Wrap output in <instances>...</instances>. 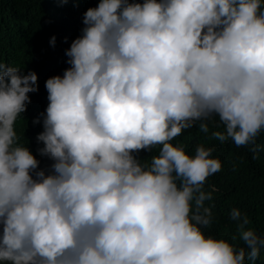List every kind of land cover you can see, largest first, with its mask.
Wrapping results in <instances>:
<instances>
[{
	"label": "clouds",
	"instance_id": "obj_1",
	"mask_svg": "<svg viewBox=\"0 0 264 264\" xmlns=\"http://www.w3.org/2000/svg\"><path fill=\"white\" fill-rule=\"evenodd\" d=\"M82 23L65 51L70 67L45 81L36 140L53 161L47 174L15 130L37 74L0 58V262H255L264 236L239 209L229 218L244 247L205 235L214 216L204 186L222 170L215 148L189 155L171 142L223 126L212 138L256 158L264 0H99Z\"/></svg>",
	"mask_w": 264,
	"mask_h": 264
},
{
	"label": "trees",
	"instance_id": "obj_2",
	"mask_svg": "<svg viewBox=\"0 0 264 264\" xmlns=\"http://www.w3.org/2000/svg\"><path fill=\"white\" fill-rule=\"evenodd\" d=\"M98 3L99 0H68L66 3L60 0H0V58L11 66L20 67L24 75L35 72L38 78V91L28 94L31 103L21 114L15 130L21 143L26 144L40 162L39 169L46 174L53 161L39 155L43 144L36 140L43 131V114L48 105L45 81L57 75L62 77L64 70L70 67L65 51L82 34L84 12ZM53 36L56 38L54 46L50 45ZM34 120L38 122L34 124ZM209 127L207 134L200 132L198 125L185 130L171 143L185 145L189 155H194L198 144L215 148L212 158L221 161L222 170L210 176L204 186L206 192H212L213 199L206 201L205 206H212L214 216L213 223L204 230L205 235L244 247L236 222L229 217L233 208L239 209L249 217L246 227L264 236V132L257 138L260 150L254 159L250 147H238L230 139L221 143L212 138L211 133L223 131V126L215 128L210 124ZM158 152L157 147L153 152L141 151L136 155L143 162ZM248 264H264V248L257 260Z\"/></svg>",
	"mask_w": 264,
	"mask_h": 264
}]
</instances>
